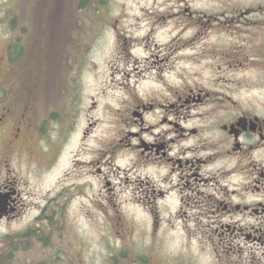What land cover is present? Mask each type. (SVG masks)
<instances>
[{"label": "flooded vegetation", "instance_id": "obj_1", "mask_svg": "<svg viewBox=\"0 0 264 264\" xmlns=\"http://www.w3.org/2000/svg\"><path fill=\"white\" fill-rule=\"evenodd\" d=\"M93 1L109 9L76 11L59 111L15 92V42L0 52V264H92L82 221L99 213L113 259L177 257L181 231L264 264V0ZM106 35L109 75L86 81Z\"/></svg>", "mask_w": 264, "mask_h": 264}, {"label": "rangeland", "instance_id": "obj_2", "mask_svg": "<svg viewBox=\"0 0 264 264\" xmlns=\"http://www.w3.org/2000/svg\"><path fill=\"white\" fill-rule=\"evenodd\" d=\"M148 1L150 0H116L110 9L135 11L153 3ZM101 3L93 0H0V52L8 42H15V45L19 46L15 53V71L11 73V77L15 76V92H20L21 96L23 93L31 92L39 99L50 95L56 100L55 105L59 111L60 91L63 89L62 77L64 81L66 74L64 70L66 59H63L62 53L74 44L79 33L77 18L74 16L76 11L98 9L100 5L102 6L100 8L109 9L107 4L103 6ZM114 49L112 38L106 35L89 50L87 58L90 59V63L96 65H86V81L92 82L93 79L99 78V84L102 83L106 75H109L110 67L107 61L112 57ZM57 170L59 171V168ZM84 203L83 212L78 205L73 207L74 215L78 218H85L89 210L86 200ZM120 215L123 222L137 227L135 238L138 239L137 236L145 223L141 211L124 205L121 207ZM95 218L100 226L92 227L85 220L82 221L84 233L89 235L84 240L88 262L94 264L90 256L92 250L99 251L95 264L144 262V259L134 255L127 258L119 255L116 259L110 257L109 252L114 251L113 247L117 243L96 241V237L92 235L102 233L107 224L104 223L103 214L99 213L98 216L96 214ZM135 244L139 248L144 243L138 240ZM220 247L217 241L205 240L199 236L188 239L179 231L176 239L167 246V249H178V256H169L166 253L163 258L160 256L154 258L151 263L164 264L163 261L172 259L173 264H237L235 251H227V248L221 250ZM114 253L118 254L116 251Z\"/></svg>", "mask_w": 264, "mask_h": 264}, {"label": "trees", "instance_id": "obj_3", "mask_svg": "<svg viewBox=\"0 0 264 264\" xmlns=\"http://www.w3.org/2000/svg\"><path fill=\"white\" fill-rule=\"evenodd\" d=\"M18 48H19V46L18 45L17 46L15 45V49H14L15 50V53H16V51H17Z\"/></svg>", "mask_w": 264, "mask_h": 264}]
</instances>
